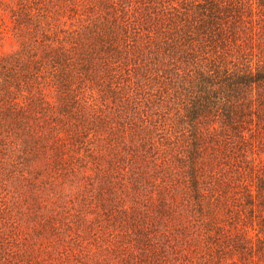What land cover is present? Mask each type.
Wrapping results in <instances>:
<instances>
[{"label": "trees", "instance_id": "obj_1", "mask_svg": "<svg viewBox=\"0 0 264 264\" xmlns=\"http://www.w3.org/2000/svg\"><path fill=\"white\" fill-rule=\"evenodd\" d=\"M0 264H264V0H0Z\"/></svg>", "mask_w": 264, "mask_h": 264}]
</instances>
